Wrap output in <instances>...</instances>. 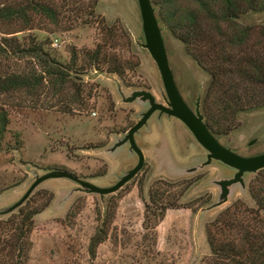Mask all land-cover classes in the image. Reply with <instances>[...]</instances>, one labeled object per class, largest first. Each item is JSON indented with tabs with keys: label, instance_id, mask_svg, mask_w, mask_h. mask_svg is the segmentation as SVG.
Returning <instances> with one entry per match:
<instances>
[{
	"label": "rangeland",
	"instance_id": "rangeland-1",
	"mask_svg": "<svg viewBox=\"0 0 264 264\" xmlns=\"http://www.w3.org/2000/svg\"><path fill=\"white\" fill-rule=\"evenodd\" d=\"M190 1L179 0V4L186 7ZM94 2L85 3L86 14L94 17L83 18L71 31L58 30L44 20L32 31L6 37L0 34V83L7 76H44L42 63L35 56L19 53L33 45H44L51 59L71 70L64 69L69 74L65 86L47 77L35 82L32 89L8 94L0 90V107L10 116L5 149L0 152V211L19 202L37 176L55 170L100 188L115 186L137 166L138 157L129 144L115 152L111 149L150 108L140 101L126 104L123 97L148 91L166 105L159 69L142 47L145 38L138 0ZM104 21L122 24L139 59L138 72H129L125 82L107 74L106 68L104 73L89 70L83 56L74 63L75 51L93 50L104 41ZM241 22L263 25L264 12L249 14ZM160 25L177 88L194 109L197 100L202 103L205 97L210 76L161 21ZM4 38L14 40L7 44ZM55 40L58 47H53ZM125 50L123 44L116 49ZM81 68L88 70L81 75L77 72ZM239 121L238 129L218 137L220 143L243 157L264 154V109L243 114ZM135 139L146 165L120 192L102 198L79 191V186L67 179H50L35 190L29 203L40 213L35 217L27 264H206L211 255L208 226L238 200L255 207L249 194L255 175L247 174L246 190L237 185L228 203L203 211L219 201L221 190L215 182L232 179L235 171L216 161L200 168L208 153L178 119L156 113ZM253 141L256 143L250 146ZM164 205L170 208L162 215ZM107 214L112 217L109 239L92 259L91 239Z\"/></svg>",
	"mask_w": 264,
	"mask_h": 264
},
{
	"label": "trees",
	"instance_id": "trees-1",
	"mask_svg": "<svg viewBox=\"0 0 264 264\" xmlns=\"http://www.w3.org/2000/svg\"><path fill=\"white\" fill-rule=\"evenodd\" d=\"M86 1L0 0V34L6 37L32 31L44 20L58 30L71 31L83 18L94 17L93 13L86 14ZM97 3L95 0L94 5ZM153 4L162 24L210 76L201 110L217 138L238 129L243 114L264 109V24L241 22L249 14L263 13L264 0H191L186 7L179 0H153ZM103 34L104 41L97 43L95 49L81 54L75 51L74 63L83 56L84 66L89 70L104 73L106 68L107 74L125 82L129 72L135 74L140 67L138 57L132 52L131 37L120 22L109 25L104 21ZM13 40L4 38L7 44ZM121 44L126 53L116 51ZM19 53L35 56L42 63L44 76L38 79L7 76L0 83L1 94L32 89L35 82H43L47 77L55 84H67L69 74L64 69H69L51 59L44 45H33ZM127 54L130 59H126ZM87 70L81 68L77 72L83 75ZM9 125V113L0 107V152L5 149ZM249 194L255 207L238 200L208 226L211 255L206 258V264H264V170L255 175ZM169 208L164 205L160 214L164 215ZM39 213L28 200L19 210L7 215L8 219L0 217V264L28 263L35 217ZM100 223L89 247L92 259L96 258L99 246L109 239L112 217L107 214Z\"/></svg>",
	"mask_w": 264,
	"mask_h": 264
},
{
	"label": "water",
	"instance_id": "water-1",
	"mask_svg": "<svg viewBox=\"0 0 264 264\" xmlns=\"http://www.w3.org/2000/svg\"><path fill=\"white\" fill-rule=\"evenodd\" d=\"M138 3L145 38V43L142 44V47L150 53L159 69L166 93V105L158 103L155 96L148 91H135L130 97H123V101L126 104H134L140 101L142 103H148L150 106L149 110L141 115V120L128 131L124 139L119 141L111 149V152H115L119 147L129 144L131 152L138 157L137 166L126 173L115 186L109 188L97 187L66 171L55 170L46 175L37 176L35 182L24 197L12 207L0 211V217L10 215L19 210L30 199L35 190L50 179L70 180L79 186V191L87 194L99 195L102 198L120 192L142 172L146 165V157L137 145L135 136L147 125L150 118L156 113H159L160 117L167 115L176 118L189 129L199 145L208 153L207 161L203 163L200 168L211 166L212 163L216 161L235 171V175L232 179H224L215 182L221 190L219 201L212 207L203 210L204 212L228 203L232 195V189L235 186L240 185L243 190H246L247 185L245 176L247 174L256 175L264 170V154L253 157H243L220 143L219 139L210 131L205 122V117L201 112L200 98L197 100L195 111L184 101L177 88L174 75L170 68L168 53L163 38V29L157 17L153 2L152 0H138ZM255 143L256 141H253L250 146ZM197 170V168L192 169L189 173L196 172Z\"/></svg>",
	"mask_w": 264,
	"mask_h": 264
},
{
	"label": "built area",
	"instance_id": "built-area-1",
	"mask_svg": "<svg viewBox=\"0 0 264 264\" xmlns=\"http://www.w3.org/2000/svg\"><path fill=\"white\" fill-rule=\"evenodd\" d=\"M59 46V41L55 40V42L53 43V47H58Z\"/></svg>",
	"mask_w": 264,
	"mask_h": 264
},
{
	"label": "flooded vegetation",
	"instance_id": "flooded-vegetation-1",
	"mask_svg": "<svg viewBox=\"0 0 264 264\" xmlns=\"http://www.w3.org/2000/svg\"><path fill=\"white\" fill-rule=\"evenodd\" d=\"M165 103H166V101H165ZM197 103V102H196ZM193 111H195L196 110V104H195V108L194 109H192ZM159 114V113H158ZM235 175V174H234Z\"/></svg>",
	"mask_w": 264,
	"mask_h": 264
}]
</instances>
